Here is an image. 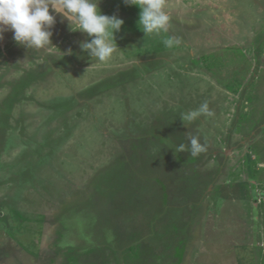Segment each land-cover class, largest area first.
Wrapping results in <instances>:
<instances>
[{
	"label": "rangeland",
	"instance_id": "374dc122",
	"mask_svg": "<svg viewBox=\"0 0 264 264\" xmlns=\"http://www.w3.org/2000/svg\"><path fill=\"white\" fill-rule=\"evenodd\" d=\"M99 8L124 21L103 63L59 15L45 48L2 33L0 264H264V0H166L146 35Z\"/></svg>",
	"mask_w": 264,
	"mask_h": 264
},
{
	"label": "clouds",
	"instance_id": "9594fccd",
	"mask_svg": "<svg viewBox=\"0 0 264 264\" xmlns=\"http://www.w3.org/2000/svg\"><path fill=\"white\" fill-rule=\"evenodd\" d=\"M124 3L140 9L137 25L144 35L167 31L170 17L165 11L166 0H124ZM56 15L66 20L70 29L80 30L91 37L80 43L82 51L101 63L112 57L118 47L114 33L120 30L124 21L116 15L102 14L99 0H0V39L4 31L11 30L17 44L27 48H45L52 45L51 28ZM213 115L205 102L182 113L180 118L185 124H192L201 116ZM187 138L192 156L206 151L207 146L200 142V136L188 135ZM177 148L184 151L182 144ZM260 166L264 167V164Z\"/></svg>",
	"mask_w": 264,
	"mask_h": 264
},
{
	"label": "trees",
	"instance_id": "16d2710c",
	"mask_svg": "<svg viewBox=\"0 0 264 264\" xmlns=\"http://www.w3.org/2000/svg\"><path fill=\"white\" fill-rule=\"evenodd\" d=\"M138 75H139V73H138ZM137 74H132V76H125V72L123 73V72H121V73H118V75H116L115 77H114V83H117V84H120V83H122L123 81H127V80H129V79H131L130 77H132V79L134 78V77H136V76H138ZM141 75V74H140ZM97 87V86H96ZM95 86L93 87V86H91L89 89H91L90 91H93L94 92V90L95 91H100L99 90V88H96ZM106 87H113V86H104L102 89H105ZM12 98L14 99V96H12ZM9 103H10V100H9ZM6 114H7V112H6ZM7 116V115H6ZM87 241V240H86ZM88 242H90L91 243V245L89 246L88 245V247H84L85 249L82 251V252H84V253H87V252H90V251H95L96 250V248H97V244L95 243V241H94V239H88ZM88 242H86V243H88ZM104 242H106L105 244H108L109 243V241H105V240H103L102 241V244H104ZM117 246V245H116ZM77 249V248H76ZM75 252H77V253H82L81 252V250H79V251H76L75 249H73ZM78 250V249H77ZM89 250V251H88Z\"/></svg>",
	"mask_w": 264,
	"mask_h": 264
},
{
	"label": "crops",
	"instance_id": "0c3cea01",
	"mask_svg": "<svg viewBox=\"0 0 264 264\" xmlns=\"http://www.w3.org/2000/svg\"><path fill=\"white\" fill-rule=\"evenodd\" d=\"M257 112H259V111H257ZM5 122H6V121H5ZM1 138H2V137H1ZM259 138H260V137H259ZM259 141L261 142L262 140H259ZM261 143H262V142H261ZM262 146H264V143H263V145H262ZM255 163H256V162H255V161H253V163L251 162V164H250V165H251V166H252L253 164L255 165ZM263 163H264V162H263Z\"/></svg>",
	"mask_w": 264,
	"mask_h": 264
}]
</instances>
